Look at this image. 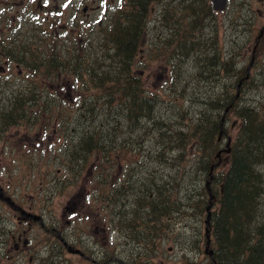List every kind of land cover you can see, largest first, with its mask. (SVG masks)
Masks as SVG:
<instances>
[{
    "label": "flooded vegetation",
    "instance_id": "obj_1",
    "mask_svg": "<svg viewBox=\"0 0 264 264\" xmlns=\"http://www.w3.org/2000/svg\"><path fill=\"white\" fill-rule=\"evenodd\" d=\"M207 3L211 5L210 0H155L148 14L132 25L127 0H0V103L115 102L122 97L112 90L111 81L116 78L118 67L123 68L124 77L135 74L136 86L144 82L169 86L176 70L189 74L191 55L197 49L202 53V45H207L212 55L220 50L222 66L234 69L228 82L243 88L255 80L263 83L264 60L253 44L257 40L264 49V31L257 39L264 30V0H226L223 10L209 13ZM132 27L136 37L128 54L126 33ZM224 70L219 71L220 76ZM262 92L263 89L248 91L244 99L257 102ZM73 114L75 162L70 175L76 189L69 192V197L58 199L54 207H38L30 199L26 201V173L20 198L14 192L19 189L12 185L14 177L0 172V241L15 246L9 247L8 252L22 247L18 261L3 260L0 264H33L36 260L38 264H133L128 263V259L136 257L130 247L141 243V235L133 237V230L156 222L149 214L141 219L143 212L135 211L142 190L156 181L154 168L127 184L119 174L112 177V170L104 163L102 187L94 179L92 153L100 147L105 151L117 136L111 134L112 125L121 127L123 122L111 120L108 113L100 120L85 119L98 112H82V120L77 119L79 112ZM236 129L234 121L231 134ZM22 135V148L26 151V132ZM11 145L1 137L0 149ZM83 149L88 152L87 160L79 163ZM88 184L95 187L102 200ZM127 192L131 196L126 199ZM1 198H9L41 218L22 220L19 211ZM132 214L135 215L131 217ZM37 236L41 237V244L33 259ZM111 236L118 247L113 253ZM185 236L198 254L185 260L179 257L174 263L210 264L204 257L208 250L203 248V235L194 239L191 230ZM175 243L189 249L183 239Z\"/></svg>",
    "mask_w": 264,
    "mask_h": 264
},
{
    "label": "trees",
    "instance_id": "obj_2",
    "mask_svg": "<svg viewBox=\"0 0 264 264\" xmlns=\"http://www.w3.org/2000/svg\"><path fill=\"white\" fill-rule=\"evenodd\" d=\"M150 2L152 0H128L127 9L132 18V25L138 18L148 14ZM126 34L127 53L130 54L136 37L135 28L132 27ZM117 45L119 49L120 38ZM201 50L202 53L198 49L194 51L196 57H193L192 67L188 69L191 81L179 82V72L175 71V82L169 88L176 95L171 101L174 111L170 116L154 122V143L151 142L152 149L143 156L144 164L148 166L152 154H156L159 161L168 160L166 166L168 170L172 169L174 178L171 183L168 179H163L160 172L158 185L149 182L147 196L148 199H154L155 204L152 200H145L141 207L150 205L145 208L144 214H153L156 222L153 226H146L149 238L142 239L135 249L136 257L133 259L138 260L140 257V264H154L152 256L156 254V250L163 251L160 248L161 240L167 239L165 217L172 214L176 221L180 212L190 210L195 213L192 229L194 239L202 235V218L210 213L208 223H203L208 231L210 230L212 258L207 253L204 254L210 264H264V116H259V112L246 107L244 101L234 99L235 83L231 84L232 89L223 93L228 78L231 79L233 75L229 74L228 78L227 74L219 75V71L225 69L221 64L222 52L219 50L212 55L207 45H202ZM123 72V68L118 67L117 76L111 81L115 88L112 90L124 97L122 101L78 103L77 110L96 111L100 117L109 112H125L126 116L130 117L131 112H138L140 119L151 118L150 112L153 114L156 111L153 109L154 99L148 103L129 102L128 97H135L136 77H124ZM188 101L191 111L183 108ZM28 105L31 110L36 111L66 110L72 109L71 106L74 109L71 104L66 108V104L0 103V133L5 131L7 126L17 128L22 117L20 113L27 111ZM228 105L232 106L233 115L239 119L240 127L231 143L229 159L226 161V153L222 152L224 160L218 163L214 151L204 146H212L223 116L222 112ZM260 106L261 104L258 107ZM157 113L164 116L162 109L157 110ZM1 122H4L3 125ZM148 132H152V128H149ZM68 133L70 130L63 134L64 138ZM26 158L29 160L28 176L34 180L32 185H26V193L38 198L40 189L48 182L57 180L56 167L42 170L41 166L31 161L30 156ZM11 166L16 167L14 161ZM166 177H170V174ZM187 177H190L189 181ZM183 180L188 182L186 187L181 189L179 185ZM207 180L211 193L206 189ZM146 181L143 178V183ZM16 185H20V182ZM150 193L152 197L149 196ZM184 199L189 200L187 204H182ZM208 204H211L209 209L206 207ZM133 215L135 214L131 217ZM40 244L41 242L36 243ZM9 247L15 249L11 242L0 241V262L5 259L8 263L18 261L22 247L8 252Z\"/></svg>",
    "mask_w": 264,
    "mask_h": 264
},
{
    "label": "rangeland",
    "instance_id": "obj_3",
    "mask_svg": "<svg viewBox=\"0 0 264 264\" xmlns=\"http://www.w3.org/2000/svg\"><path fill=\"white\" fill-rule=\"evenodd\" d=\"M61 104H66V107L69 106L68 104L73 105L74 103H61ZM36 109V108H35ZM29 113L34 114V118L32 121H28L27 125L28 128L26 130L29 131V134L31 136L30 139H32L33 137H37L39 135L45 137L47 135V130L48 129H52L51 126H49L47 124L48 121V111H36V110H31L30 106L28 109ZM66 116L71 117V113H66L64 114ZM72 120V119H71ZM139 131H133L134 136H136L138 134ZM14 140L18 143V144H22L23 142V135L22 134H18V135H12ZM11 136V137H12ZM125 136H127V134H125ZM29 143V145L26 147V151L25 153V157L22 159H18L16 158L18 161L17 163V167L21 170L22 173H26V176H28L29 173V168L27 166L29 160L26 158L28 155H30L31 157V161L38 166H41L42 170L45 169H49L51 167V164L55 163L58 164L60 161V157L58 154H61L62 150L60 149L59 151H57V148L61 146L60 140H59V135L57 134V144H55L54 142L52 143H48L47 141L45 142H39V143H30V140H28V137L26 135V144ZM154 143V141H153ZM148 144L149 147L152 146V144ZM30 149H35V151L30 152ZM9 150H6V153ZM15 151V149H14ZM23 153V154H24ZM57 153V155H56ZM19 156H22V152H18L17 153ZM110 155V162L113 163L116 161V155H117V150H115L114 148L110 149L109 152ZM125 155H128V153H126ZM26 160V163H25ZM0 162L2 163V161L0 160ZM154 166V164L152 163V160L148 161V166L147 169L151 170L152 167ZM117 169V167L115 168ZM27 181V179H26ZM67 182H71V181H67ZM64 182L61 186V188L63 189V191L60 194H56V195H52L50 197H48V199L53 198L52 201V206H57L58 203V199L59 198H64L69 196V192L72 190L76 189V186H71L70 183ZM32 185V184H30ZM69 189V190H68ZM64 190H68V191H64ZM31 198V197H30ZM91 196H90V200H91ZM37 200V199H35ZM38 200L41 201L42 200V196H38ZM187 200V199H186ZM49 204V202H47ZM36 204H38L36 202ZM209 207V205H208ZM205 220V216H203L202 218V235H203V240H204V233H205V226L203 224ZM194 216L192 215V212L186 211L184 212V216H180L179 219L175 222H171L168 224V231H175L176 233L178 231H180V236L178 237H172L175 241H179L180 239H183L185 242H188V246L189 249L191 250H195V245L190 243V239L187 238V236H185V233L187 235L188 232H190L193 228H194ZM184 233V235H182ZM182 235V236H181ZM116 241L114 236H111V252H115L117 251L118 247L114 244V242ZM162 246L160 247L163 251H157L156 250V254H154L152 256V260L154 261V264H176L174 263L173 260H177L179 257L180 260H185V257L187 256H192V255H197L196 254H190L189 249H183L181 247H179L177 244H175L174 242H162L161 243ZM137 247V244H133L132 245V251L135 250ZM206 249H210L207 248ZM200 255L203 257V251L201 250ZM208 253V251H207ZM32 256V255H31ZM33 258V256H32ZM172 260V261H171Z\"/></svg>",
    "mask_w": 264,
    "mask_h": 264
},
{
    "label": "water",
    "instance_id": "obj_4",
    "mask_svg": "<svg viewBox=\"0 0 264 264\" xmlns=\"http://www.w3.org/2000/svg\"><path fill=\"white\" fill-rule=\"evenodd\" d=\"M220 0H212V2L214 3V5H215V8H217L218 9V2H219ZM222 2V5L224 4V0H222L221 1ZM14 209H18V208H14ZM21 214H22V216H23V218L25 219L27 216H29L30 214H26L24 211H21ZM33 218L34 219H37V217L36 216H33ZM208 222V220H206V223Z\"/></svg>",
    "mask_w": 264,
    "mask_h": 264
},
{
    "label": "bare ground",
    "instance_id": "obj_5",
    "mask_svg": "<svg viewBox=\"0 0 264 264\" xmlns=\"http://www.w3.org/2000/svg\"><path fill=\"white\" fill-rule=\"evenodd\" d=\"M231 75V74H230ZM231 100V99H230Z\"/></svg>",
    "mask_w": 264,
    "mask_h": 264
}]
</instances>
